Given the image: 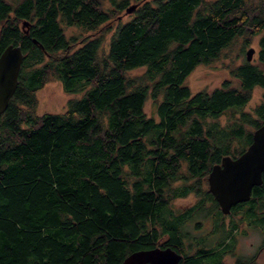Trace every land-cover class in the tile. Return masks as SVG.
<instances>
[{
    "label": "trees",
    "instance_id": "1",
    "mask_svg": "<svg viewBox=\"0 0 264 264\" xmlns=\"http://www.w3.org/2000/svg\"><path fill=\"white\" fill-rule=\"evenodd\" d=\"M106 1L108 8L103 0H0V53L9 44L23 51L0 115V264H121L155 247L181 254L179 264H224L243 224L262 242L235 264H257L264 174L226 215L202 186L223 156L245 151L264 121V0ZM131 2L132 17L100 55L111 20ZM64 27L92 34L79 41ZM255 36L256 63L245 58L231 68L232 81L190 91L186 79L197 66ZM140 68L142 75H128ZM51 80L80 96L64 113L39 115L36 94ZM256 87L261 100L245 112ZM148 99L156 117L145 112ZM227 112L232 120L221 125ZM190 194L193 205L171 209ZM197 215L211 229L187 236Z\"/></svg>",
    "mask_w": 264,
    "mask_h": 264
},
{
    "label": "rangeland",
    "instance_id": "2",
    "mask_svg": "<svg viewBox=\"0 0 264 264\" xmlns=\"http://www.w3.org/2000/svg\"><path fill=\"white\" fill-rule=\"evenodd\" d=\"M106 8L110 7L108 1L103 0ZM135 4V3H130ZM132 17L131 14L125 13L122 11L117 18L111 20L110 32L105 36L104 42L102 44L100 55L106 53L108 50L109 39L116 30L117 26L120 23L128 21ZM65 34L70 37H76L81 41L88 35H91L92 32H84L83 30L74 28V27H64ZM258 37L255 36L251 39L250 45H244L242 39H236L228 49L224 50L219 56L218 60L213 64L204 66H197L192 73L186 79V84L189 87L192 93L207 90L211 91L212 89L221 85L223 81H232L230 70L234 66H237L245 61L246 52L250 47L254 48L255 52L252 55L251 62L256 63L257 60V51H258ZM144 73V69H136L128 72L130 77H138ZM262 95V89L259 87L254 88L252 91V96L248 104L245 106V112H253L254 107L260 102ZM80 94H68L66 93L61 83L58 80H51L41 88L37 94V113L39 115L45 113H64L67 108V101L74 97H79ZM145 112L149 116L156 117V106L154 105L151 99L145 104ZM237 114V113H236ZM231 115L229 112L222 115L218 122L221 125H226L231 122ZM180 182H176L174 185H178ZM203 189L208 188V184H203ZM197 197L195 194H190L185 198H177L171 203L172 210H184L189 206L193 205ZM204 217L197 215L189 224L186 226L185 233L187 236H195L198 238L200 235L208 233L211 229L210 220L203 219ZM206 220V221H205ZM230 220H233L231 217H225L224 222L226 225H229ZM235 256L241 257L242 262L245 263L246 259L254 257L258 248L262 242V235L257 229H253L246 224L241 225L239 229L235 231ZM235 256L232 257L227 255L224 260V264H235ZM257 264L264 263V249L259 251L258 257L255 260Z\"/></svg>",
    "mask_w": 264,
    "mask_h": 264
},
{
    "label": "water",
    "instance_id": "3",
    "mask_svg": "<svg viewBox=\"0 0 264 264\" xmlns=\"http://www.w3.org/2000/svg\"><path fill=\"white\" fill-rule=\"evenodd\" d=\"M137 4H131L125 13L131 14ZM27 21L21 27L27 33ZM35 43L36 40H34ZM254 48L246 52V60L251 61ZM23 62L20 46L9 44L0 53V115L5 112L17 84ZM264 174V121L252 134V141L239 156L225 155L220 163L212 166L208 177V190L219 204L223 214H228L232 206L249 200L252 188L262 183ZM181 254L170 247L139 250L127 255L121 264H179Z\"/></svg>",
    "mask_w": 264,
    "mask_h": 264
}]
</instances>
